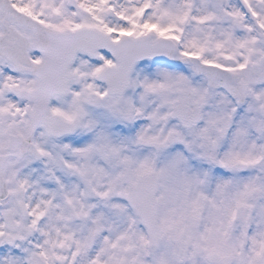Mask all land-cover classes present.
Returning <instances> with one entry per match:
<instances>
[{"label": "snow or ice", "instance_id": "obj_1", "mask_svg": "<svg viewBox=\"0 0 264 264\" xmlns=\"http://www.w3.org/2000/svg\"><path fill=\"white\" fill-rule=\"evenodd\" d=\"M0 264H264V0H0Z\"/></svg>", "mask_w": 264, "mask_h": 264}]
</instances>
